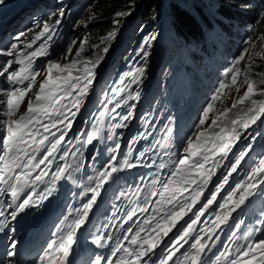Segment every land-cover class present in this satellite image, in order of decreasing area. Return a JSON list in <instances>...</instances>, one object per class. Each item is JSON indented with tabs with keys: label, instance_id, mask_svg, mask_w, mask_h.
<instances>
[{
	"label": "snow or ice",
	"instance_id": "obj_1",
	"mask_svg": "<svg viewBox=\"0 0 264 264\" xmlns=\"http://www.w3.org/2000/svg\"><path fill=\"white\" fill-rule=\"evenodd\" d=\"M3 3L4 0H0V4ZM248 6L247 3L241 5L243 8ZM260 15L264 17V11H261ZM63 16L64 12L61 11L59 18L54 20V26L44 21L40 32L32 40L26 42L25 49H32L36 41L45 36L50 41L52 33L61 24ZM24 36L25 33L20 32L14 39L20 41ZM86 43V40L79 42L80 46L75 52V58L69 63L47 62L46 75L39 83L34 97H29L28 93L36 83L40 71L33 65L37 58L48 54V49L40 47L31 51L21 50L17 43H12L7 49L0 50V55L13 57L0 66L2 67L0 76H6L7 84V87L0 88V112L3 115V119H0V128L3 129L0 132V194H7L11 197L8 208L14 207V210L9 213L13 220L28 208L41 207L44 201L56 193L57 181L65 177L72 178L69 171L73 168L71 163L58 166L55 171H52L51 167L57 159L65 161L69 156L76 157L79 151L78 149L71 152L62 150L65 134L58 126L62 125L63 129L71 128L72 118L76 116L83 98L87 95L88 88L95 77L94 69L100 63L99 60L81 59ZM68 53H72L71 47ZM143 55L147 56L148 53L144 52ZM261 55L264 56V53ZM244 59L245 56L241 55L231 67L225 70L223 74L225 79L219 81L211 101L203 109L199 118L195 139H188L187 147L184 149L186 155L175 162L167 182L163 183L162 191L149 193V196H159L152 206L153 214L149 215L137 229H127L128 233L133 234L130 239L127 234L124 238L132 247L118 245L107 257L97 255L90 259L88 264H150L151 257L163 242V238L168 237L188 213H193L195 219H192L186 227L179 231L175 239L171 240L170 247L165 249L166 254L158 264H170L184 245L189 243L190 249L183 252L182 259L176 261L175 264H207L205 257L220 240L217 231L222 230V226L229 223L233 213L244 212L253 198H258L264 193V155H262L253 163L246 178L238 182L224 197L223 202L220 203L222 211L215 213L210 225L200 229L203 235L197 233L193 236L195 226L201 216L217 200V194L228 183L229 177L237 171L251 146L235 155L231 164L226 165L227 174L223 175L216 184L211 195L205 197V190L213 182L217 169L232 152L234 143L241 138V130L246 132L258 121L264 119V99H255L257 95L264 97V87L258 86L251 74L252 66L249 64L243 72V83L246 84L243 95L233 100L230 108H224L218 115L211 118V123L207 128L203 127L209 114L214 111L215 102L221 100L225 90L236 87L239 91L238 82L241 69L237 65ZM14 64L20 67L11 71ZM78 65L83 66L78 67ZM74 70L78 74H74ZM142 72L143 69L138 68L132 74V83L140 82ZM259 75L261 76L259 84L264 85V73ZM120 83L123 84L124 81ZM124 91V87L114 91V97H119L112 109L114 113L126 103V98L122 95ZM25 99H27V107L22 111ZM66 100L68 103H65ZM237 106L243 107L235 117L229 118L232 109H236ZM103 115L101 113L93 122L92 126L97 132L102 130ZM130 118H132L131 111L124 115L120 122L114 123L112 128L127 127L126 121ZM45 119L48 122H45ZM41 128L43 133L40 131ZM52 129L59 131L60 135L57 136ZM114 135L113 132L108 139H112ZM94 138L92 134H89L87 142L90 143ZM116 147L119 148V145L117 144ZM135 159L139 161L140 157L137 156ZM137 166L128 158L119 160L116 155H112L108 164L104 166V170L97 171L94 177H88L89 181H94L95 185L87 189L92 194L91 198L82 207L73 209L65 216L63 227L58 226L57 233L54 234L58 238L48 243L38 264H67V258L76 243V233L86 226L90 213L105 185L118 171ZM75 167L79 168V164ZM160 167L164 168L166 165L161 164ZM49 176L51 180H46ZM40 185H45V187L37 192ZM26 190H29L27 195L21 199V194ZM202 197H205L206 202H203L198 211L194 212L196 205L201 203ZM139 210L146 212L148 209L143 207ZM135 211L136 209H133L127 213L129 219ZM261 211L264 214V209ZM3 215L4 212L0 211V216ZM0 224H3V221H0ZM235 227L239 229L240 224L237 223ZM253 231L258 232L261 229ZM141 233L146 234L141 236ZM235 235L236 233L233 232L232 236ZM190 237H192L191 242ZM243 241V243L225 245V251L215 257L216 264H264V239H252V233H249L243 237ZM94 243L102 248L107 241L97 237ZM12 248H15V241H13ZM7 255L11 257L15 255V252L10 250Z\"/></svg>",
	"mask_w": 264,
	"mask_h": 264
},
{
	"label": "rangeland",
	"instance_id": "obj_2",
	"mask_svg": "<svg viewBox=\"0 0 264 264\" xmlns=\"http://www.w3.org/2000/svg\"><path fill=\"white\" fill-rule=\"evenodd\" d=\"M141 1L142 0L135 1L133 3L134 7L126 10L124 19L118 20L117 34L110 40L105 41L104 45L100 48V52L96 55L98 57L94 60H99L100 63L94 69L95 77L93 83L88 88L87 95L83 98V102L76 112V116L72 118L71 128L63 129L62 125L58 127L61 128L64 133L74 132L77 135L83 134L84 128L93 125V122L98 116V114H94L92 115L94 119H91V109L93 106L96 103H101V107L97 108L95 112L100 114L103 113V116H109L115 106V101L119 99V97H114V91L120 87H124L125 91L122 95L126 97L130 94L131 96L127 98L128 100L126 103L116 110L119 114L117 120L107 121L105 123L108 128L111 129L114 123L120 122L123 116L131 111L132 118L126 121V124L129 123L127 127L113 129L115 130L116 136L120 139L124 136L139 133L145 128L151 129L164 123L171 124L168 118L173 115V122L175 125L180 126L186 123L189 124L188 129L186 131L182 129V132L178 134L177 138L181 144L179 148L181 158L186 155L184 149L187 147L188 139H195V133L197 131L196 126L199 123V118L203 109L211 101V97L215 93L219 81L225 79L223 75L225 70L231 67L233 62L241 55L245 56V59L241 62L248 61V63L252 60V57L259 55L261 49L260 38L258 35L245 31L241 39L233 43V53L221 56L225 58L224 65L220 68H216L214 71L215 79L210 82L209 85L203 87L200 94L195 89L197 88L196 84L187 85L183 88V91L180 90L177 92V90L181 88L183 82L186 81V77L182 70L185 66L184 63L189 61L190 53L186 48V44H179L174 52H167L174 42L170 40V43L166 42L168 46L163 45V36L161 31L159 33V29L161 28L160 25L158 26L156 24L155 20L153 23H145L141 26L131 40L134 46L123 58L124 61L121 67H117L114 73H111L116 65H113V62L117 54L113 51V45L122 29L130 27L128 25L131 24L135 18V8L139 6ZM38 4L40 7H38ZM88 6L89 0H4V3L0 4V28L6 26V17L8 16H11V20L15 22L11 25L18 24L20 19L25 21L27 19V23L17 30L24 32L25 36L22 37L20 41L14 40L12 43H17L18 48L21 50L31 51L40 47L48 49V54L37 58L33 65L34 68L40 71V75L37 77L32 90L28 93L29 97H34V93L39 88V83L44 79L47 61L64 64L69 63L70 60L73 59L76 50L79 49V42L83 40V34L87 27L86 24L90 20ZM61 11L64 12V16L61 24L56 27L55 31L52 33V39L49 41L46 39V36L42 37L40 40L36 41L32 49H25L26 42L32 40L40 32L43 27V22L47 21L50 26H54V20L59 18ZM35 12L36 14H33ZM158 20L159 23H164L161 15ZM217 44L218 46H222L220 43ZM138 45L141 48H137ZM70 47L72 49L71 54L68 53ZM7 48L8 47H6V49ZM144 52H147L148 55L144 56ZM8 59H13V57H6L4 63ZM82 66L83 65H78V67ZM19 67V65L14 64L10 70L15 71ZM138 68L143 69L141 80L139 83H132L131 76ZM74 74L78 73H75L74 70ZM107 78L111 80V83L106 88V94L101 97V90L104 87L102 81ZM1 79L6 83V76H1ZM120 81H124V83L121 84ZM228 81L230 83V77ZM238 87L239 91H237L236 87L226 89L221 100L215 102L214 111L210 113L209 118L206 119L205 125L203 126L204 128L211 123V118L218 115L224 108H230L233 100L241 96L246 90V84L243 83L242 69ZM174 96L175 100L170 102V104L167 103V100ZM199 97L200 102L195 107L191 101H186V98L197 101ZM109 101L111 102L109 103ZM65 103H68V101L66 100ZM245 103L247 104L248 102L246 101ZM26 107L27 99H25L21 110L23 111ZM242 107L243 106H237L236 109H232L229 118L235 117ZM0 114H2V112H0ZM191 116L193 117V123L189 121V117ZM45 122H48L47 119H45ZM139 123L141 124L139 125ZM261 128H263V131L261 138L259 137L258 139L256 132L260 131ZM0 130L3 131L2 128H0ZM215 130L218 131V129ZM91 132L92 131L88 134H91ZM259 140L262 142V145H259L257 149L259 151L256 155L258 157H255L256 159H254L255 161H253V163L264 155V119L258 121L256 125H253L246 132L241 130V138L234 143L232 152H230L228 158L222 162L221 167L217 169V173L213 177V182L210 183L208 189L205 190V194L210 195L211 191L215 190L216 184L219 183L223 175L227 174L226 165L231 164L235 155L241 150L254 145L256 142L258 143ZM253 163L250 165V168ZM250 168L247 170L245 166H238L237 171L229 177L228 183L224 185L219 194L225 195L226 197L238 182L246 178ZM261 196H264V193H262ZM218 200L220 201L221 198ZM261 239H264V237Z\"/></svg>",
	"mask_w": 264,
	"mask_h": 264
},
{
	"label": "trees",
	"instance_id": "obj_3",
	"mask_svg": "<svg viewBox=\"0 0 264 264\" xmlns=\"http://www.w3.org/2000/svg\"><path fill=\"white\" fill-rule=\"evenodd\" d=\"M135 1L137 0H89L90 20L83 34V40L87 43L81 59L94 60L98 57L96 55L105 41L117 34L118 20L124 19L126 10L133 8ZM245 3L249 6L241 7ZM38 7H40L39 4ZM261 11H264V0H142L135 8V18L128 25L130 27L123 28L117 36L113 45V51L117 53L114 62H121L128 54L134 46L131 40L141 26L156 20V24L161 28L163 45L168 46L166 42L170 43V40L174 42L167 52H174L179 44H186L190 58L187 63H184L182 72L187 83L196 84L197 90L203 88L206 83L209 85V82L215 79L214 71L225 63V58L221 59V56L233 53V43L239 41L244 32L248 31L260 38V54L252 57L249 63L248 61L240 62L238 68L242 69L243 73L251 64L253 78L258 86L264 87L259 84L261 79L259 74L264 73V56L261 55L264 53V47H262L264 17L260 15ZM117 13L121 15L118 16ZM160 15L164 21L162 24L158 20ZM217 43L222 46H218ZM137 48L141 47L138 45ZM213 59L219 62L213 63ZM117 67H119L118 64L114 66L113 71ZM109 83V80L105 81V90ZM4 87H7V84L0 81V88ZM255 99H264V97L257 95ZM261 134V131L256 132L258 139L261 138ZM259 145H262L260 140L256 143L257 147ZM258 151L252 145L242 161V166L255 161Z\"/></svg>",
	"mask_w": 264,
	"mask_h": 264
},
{
	"label": "bare ground",
	"instance_id": "obj_4",
	"mask_svg": "<svg viewBox=\"0 0 264 264\" xmlns=\"http://www.w3.org/2000/svg\"><path fill=\"white\" fill-rule=\"evenodd\" d=\"M22 2H23V1H22ZM22 9H23V8H22ZM22 9H20V10H22ZM251 38H252V37H251ZM252 39H253V38H252ZM247 42H248V41H247ZM218 57H219V56H218ZM218 57H217V58H218ZM222 77H223V76H222ZM51 216H52V215H51Z\"/></svg>",
	"mask_w": 264,
	"mask_h": 264
}]
</instances>
